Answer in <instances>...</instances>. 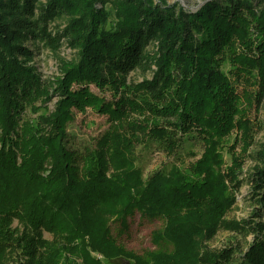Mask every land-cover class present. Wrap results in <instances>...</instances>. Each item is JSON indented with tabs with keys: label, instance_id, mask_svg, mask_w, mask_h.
<instances>
[{
	"label": "trees",
	"instance_id": "1",
	"mask_svg": "<svg viewBox=\"0 0 264 264\" xmlns=\"http://www.w3.org/2000/svg\"><path fill=\"white\" fill-rule=\"evenodd\" d=\"M203 1L0 0V264H264V144L250 217H226L264 96V0ZM62 37L73 57L44 76L33 59ZM87 107L108 124L78 140ZM154 143L172 159L145 174L136 148ZM135 213L162 221L142 254L112 233ZM219 229L252 238L212 248Z\"/></svg>",
	"mask_w": 264,
	"mask_h": 264
},
{
	"label": "rangeland",
	"instance_id": "2",
	"mask_svg": "<svg viewBox=\"0 0 264 264\" xmlns=\"http://www.w3.org/2000/svg\"><path fill=\"white\" fill-rule=\"evenodd\" d=\"M153 2H163L165 4L179 3L185 7H191L192 9L198 8L204 1L203 0H152ZM66 24V19L56 18L49 25V30L54 31L62 29ZM27 45L33 47L31 41L27 42ZM149 50L152 51V47L149 45ZM74 49L70 48L64 38H60V45L57 49L43 48L40 51L39 56H36L33 61L36 62L38 69L44 76H52L57 73L58 61L59 60H71L73 57ZM153 67V65H152ZM143 76L150 77V69L142 70L141 68H136L134 71L130 72L129 78L131 80H141ZM92 91L97 92V89L90 85ZM56 95L52 97L51 101H48V106L51 108L53 102L56 100ZM249 117L251 120L256 118L257 123L252 129V138L250 142L246 145L242 142H237L235 146L236 155L241 157V164L238 167L237 178L241 179V184L235 191V203L232 208L228 211L226 217L228 219H241L248 217L250 215V210L252 209L250 195V174L257 163L258 158L254 157L256 151L260 150L264 144V96L259 104L257 110H251L249 112ZM107 116L96 110L87 107L85 111L80 112L74 110V120L68 125V129L76 134V138L88 139L91 136L96 135L99 131L107 126ZM235 130L225 138V141L231 140L232 135H234ZM240 135V133L238 134ZM239 137V136H238ZM154 144H151V148L147 149L146 145H138L136 151L138 153L137 163L142 167L143 172L150 173L153 169L162 166L166 161L172 159L170 155L164 154L162 151L154 148ZM246 148L245 150H242ZM199 146L196 144L194 146V151L199 152ZM181 153L185 156V161H190L193 156L186 153L183 150ZM229 153H224V167L230 164ZM139 161V162H138ZM250 217V216H249ZM16 225V222L13 223ZM162 226V221L159 218H141L138 213L130 216L128 218V227L124 231H119V226L117 222L112 223V233L117 238L118 243L122 244L127 250L133 251L135 253L142 254L145 250H151L157 248V246L152 241L151 235L152 231L158 229ZM120 232V233H119ZM233 231L229 229H219L215 236L209 241V246L212 248H220L227 245L230 242H235L240 244V246L245 248L246 242L251 240L252 233L249 231L246 235L234 234ZM46 236L47 233H45ZM238 256L239 253H235ZM120 263V262H119ZM10 264H13L10 262Z\"/></svg>",
	"mask_w": 264,
	"mask_h": 264
}]
</instances>
